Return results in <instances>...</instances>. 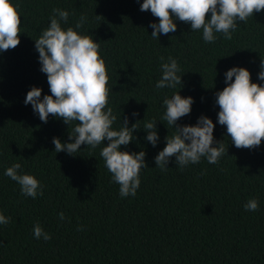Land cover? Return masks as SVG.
I'll return each instance as SVG.
<instances>
[{
  "label": "trees",
  "instance_id": "16d2710c",
  "mask_svg": "<svg viewBox=\"0 0 264 264\" xmlns=\"http://www.w3.org/2000/svg\"><path fill=\"white\" fill-rule=\"evenodd\" d=\"M11 2L21 25L20 44L0 52V213L10 218L0 224V264H264V140L255 149H237L217 122L215 104V93L226 87L224 74L232 67L248 69L251 81L264 86L258 79L264 11L239 23L231 40L217 34L214 43H205L202 32H191L179 20L174 33L153 39L149 25L158 19L140 11L143 0ZM54 8L69 13L64 29H75L79 17H87L77 31L100 44L109 76L108 107L117 117L113 127L118 129L124 117L129 127L140 121L136 139L121 146L129 153H146L148 168L140 172L135 196L119 195L99 155L103 145L94 150L81 145L76 156L55 153L53 137L73 142L71 129L51 115L43 123L24 103L33 86L42 89L41 98L51 94L35 39L48 27ZM161 56L177 60L180 90L179 85L155 88ZM177 91L194 99L191 113L178 124L196 125L204 115L216 125L214 140L223 141L227 150L218 164L201 158L181 170L173 156L166 171L156 167L154 157L174 133L161 120L162 102ZM134 112L139 115L133 117ZM144 118L157 120L155 147L144 139ZM14 163L39 180L43 196L21 195L20 186L4 175ZM253 198L258 210L245 211ZM37 222L51 235L49 241L34 237Z\"/></svg>",
  "mask_w": 264,
  "mask_h": 264
},
{
  "label": "clouds",
  "instance_id": "9594fccd",
  "mask_svg": "<svg viewBox=\"0 0 264 264\" xmlns=\"http://www.w3.org/2000/svg\"><path fill=\"white\" fill-rule=\"evenodd\" d=\"M140 11H150L158 19V23L149 25L153 29V39L159 40L160 34L174 33L177 30L174 21L179 20L189 24L191 32H202L205 43H214L217 34L231 40L239 23L246 24L254 13L264 11V0H143ZM68 18V11L54 8L48 27L35 39L40 70L47 76L51 94L41 98L42 89L33 86L24 103L31 104L33 112L43 123H47L51 115L62 119L71 129L68 137L73 142L62 143L53 137L55 153L76 156L74 154L80 151L81 145L93 150L103 145L99 155L111 173L112 182L119 185V195L122 198L135 196L141 183L140 172L148 168L146 153H129L122 151L121 146L136 139L133 133L140 130V121L129 127V119L124 117L118 129L113 127L117 117L108 107L109 76L105 61L99 55L100 44L92 36L77 31L85 24L86 16L79 17L75 29L62 27ZM20 25L17 6L11 0H0V52L15 49L20 44ZM160 60L162 75L155 88L175 89L178 85L179 90L183 88L177 60L171 56L167 60L161 56ZM260 69L258 79L264 81V59H261ZM224 75L226 87L215 93V104L219 106L217 122L226 127L227 137L237 149H255L264 140V86L253 83L249 70L244 67H232ZM193 103L191 96L182 97L179 91L163 99L165 111L161 120L166 122L167 128H173L174 133L165 137L166 146L154 157L156 167L161 171L168 169L173 156L176 166L183 170L190 164L200 163L201 158L209 164H218L227 151L223 141L214 140L216 125L207 116L201 115L196 125L177 123L191 113ZM138 115L132 113L133 117ZM143 121L142 129L147 133L144 139L155 147L160 139L157 120L144 118ZM105 140L108 141L106 146ZM4 175L20 186L21 195L33 199L43 196L39 180L24 173L20 163L6 168ZM258 208V200L254 198L244 204L245 211L255 212ZM59 216L61 220L65 219L63 212ZM9 222L10 218L0 213V224ZM33 234L36 239H51L39 222L35 224Z\"/></svg>",
  "mask_w": 264,
  "mask_h": 264
}]
</instances>
